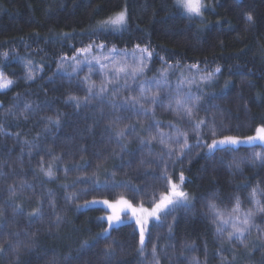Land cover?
Instances as JSON below:
<instances>
[{
  "label": "trees",
  "instance_id": "obj_1",
  "mask_svg": "<svg viewBox=\"0 0 264 264\" xmlns=\"http://www.w3.org/2000/svg\"><path fill=\"white\" fill-rule=\"evenodd\" d=\"M203 2V15L189 18L174 0H0V71L14 81L0 92V264H148L152 244L160 264H264V241L258 239L264 213L251 201L255 189L264 207V165L251 162L255 153L264 154V146L209 154L197 146L195 129L197 120H205L199 129L203 144L211 142L213 129L217 138L244 137L264 125V0ZM125 9L122 31H97ZM93 41L105 50L94 48L90 56L110 55L107 50L115 47L111 55L131 60L139 45L152 57L135 79L113 83L112 77L91 76L85 56H77V49ZM73 56L82 62L77 71ZM217 67L221 71L190 88L189 95L174 90L182 78L203 79ZM167 68L171 72L162 76ZM29 71L35 79L27 80ZM158 78L170 83L151 104L157 89L149 81ZM187 96L196 101L192 121L182 110L173 111ZM133 97L139 101L135 107ZM184 132L186 155L169 159V147L177 145L168 138ZM160 133L169 147L159 142ZM150 136L157 139L149 144ZM49 165L52 179L41 171ZM165 168L177 183L183 171L181 187L190 204L150 225L143 257L134 223L105 235L106 211L80 207L121 196L150 205L165 190ZM237 200L241 218L254 214L244 237L247 248L227 239L230 226L217 232L208 207L214 203L231 212ZM35 209L42 210L41 219L29 215Z\"/></svg>",
  "mask_w": 264,
  "mask_h": 264
},
{
  "label": "snow or ice",
  "instance_id": "obj_2",
  "mask_svg": "<svg viewBox=\"0 0 264 264\" xmlns=\"http://www.w3.org/2000/svg\"><path fill=\"white\" fill-rule=\"evenodd\" d=\"M175 6L178 9H181L184 14H186L189 18L192 17H200L203 15V10L205 9L206 5L204 4L203 0H174ZM247 20L249 22L253 21V17L251 15L247 16ZM127 23V11L122 10L119 13H117L114 17H110L108 20L101 22V24L98 26L97 31L98 32H105V31H117V30H123L126 27ZM94 48H98L100 51L105 50V45L103 43L99 45H95V42H90L86 47H82L80 49H77V56L84 55L87 67V70L89 73L93 71L92 62L95 61L96 64L100 65L101 70L108 68L109 65L102 62L101 58L99 56H91V59L88 57L93 52ZM110 55L104 56V60H110L111 63L114 65L112 68L113 72V79H120L123 78L125 81L128 79H135L137 75L145 69L147 66V63L151 60L152 57V51L149 50L147 46L141 48L139 45L136 46V49L133 50L131 54V63H124L120 64L117 62L116 55H111L112 53H117V50L115 47L112 49L107 50ZM137 51L139 54H137ZM7 53H5V56ZM77 56H73L71 59L73 61H76V64L73 66V70L77 71L79 70V65L82 63L77 59ZM125 57H127V52L125 50ZM62 59H67V57H63ZM193 67H198V65H193ZM221 69L217 67L215 69V73L208 72L206 73V76L203 79L211 80L215 77L216 73H219ZM27 80H33L35 79L32 71H29L27 73ZM87 79V77H86ZM109 83L111 81H108ZM13 84V81L8 79L5 74L0 71V90L7 89ZM181 84H183V81H181ZM160 85L158 84L156 86L157 91L153 92L152 98L150 103L155 104L157 103L156 97L159 94ZM150 88V86H149ZM146 90V85L141 84L140 85V92L143 96V93ZM106 91V89L102 86L101 92ZM115 92L116 89H113ZM89 93L91 94V90H89ZM70 100L76 101V106L79 107V98L78 97H69ZM85 101L88 100V96H85ZM147 100V98H144ZM133 104L132 106L135 107V104L139 101L136 100V98H132ZM177 107L173 109V111L179 113L181 110L186 114L189 121H192L194 119V108L196 101L193 100L191 96H187L183 101L177 100L176 102ZM185 105H190L188 107H185ZM115 106V105H114ZM30 107L29 105L25 106ZM140 108H144V104H140ZM55 123L59 124V119L55 121ZM205 124V120L199 119L195 123V129L197 131V146L206 148L207 152L209 154H214L216 151H236L239 149L241 145H261L264 146V125L259 126L255 129L254 135H248L244 137L235 136V135H223L219 138H217V133L213 129L211 132V136L213 137L211 139V142L208 143L207 141H204L203 144L200 143L199 138V129L200 126ZM19 135V134H17ZM119 136H124V130L120 129ZM160 139L159 142L161 144H164L166 147H169L165 140H164V134L160 133ZM180 137H183L181 140ZM156 136H150L147 140V143H151L153 140H156ZM169 140L172 141L173 144L177 145L176 148L169 147L168 156L169 159L172 158L173 154H175L177 160H179L180 157L185 156L186 152L185 150L189 148L188 144V133H177L175 137H169ZM145 141L141 139V144H144ZM257 161L261 163V165H264V154L262 153H255L253 160L251 161L253 164H255ZM143 163V161H141ZM175 162V161H174ZM183 163V161H180ZM236 167L239 168L240 164L237 163ZM43 171L44 175L47 176L49 179H52L54 177L52 166L49 165L48 168L41 169ZM163 183L165 185V190L161 191L159 193V196L154 194L153 198L151 200L150 207H145L143 202L139 203L138 205H133V203L126 199L125 197L121 196L119 199H117L115 202H110L108 199L103 200H92L91 202L86 201L85 205L88 206L89 204L95 205L97 203L107 206L108 209H111V214L108 215L106 218L101 217V219H106L108 223V228H112L114 225H118L121 222V216L127 215L128 213L131 214V216L135 219V224L139 229V248L137 249L138 253L141 257L144 256L146 251V232H147V225L150 220H155L159 222L162 217L161 213L164 214V218H167L169 215H171L173 212L176 211L177 208H188L190 204V196L187 192L182 190V185L185 182V176L183 171L180 172L178 183L173 182L171 176L167 173V168H165V173L163 176ZM9 193L11 195H15V189L9 188ZM257 197V191L254 189L251 193V201L257 205V211L260 213H264V207L260 206V201L256 199ZM210 212L212 213V223L216 225V230L218 233L223 234L224 228L222 226L228 225L230 226L231 230L227 232V239L228 240H237L245 248L248 247L246 243H244V237L245 234L250 231V228L253 225L252 216L254 215L251 211H249L247 214L244 215L243 218L239 215L240 213V202L237 200L235 207L232 208L231 212H224L220 210L216 204L211 203L208 205ZM16 209H13V214H16ZM2 210H0V215H2ZM30 216L36 217L37 219L42 218V210L41 209H35L30 214ZM57 222H59L60 217L57 216ZM107 229H105L104 234L107 235ZM18 235V233H16ZM258 239L264 241V233H262ZM19 247H13V251L19 252ZM0 251H3V249H0ZM151 252H152V258L151 261L148 262V264H160L157 247L155 244L151 245ZM114 254V249L111 245H109L105 249V257L111 258V256Z\"/></svg>",
  "mask_w": 264,
  "mask_h": 264
},
{
  "label": "rangeland",
  "instance_id": "obj_3",
  "mask_svg": "<svg viewBox=\"0 0 264 264\" xmlns=\"http://www.w3.org/2000/svg\"><path fill=\"white\" fill-rule=\"evenodd\" d=\"M106 56H107V54H106ZM103 57H104V55H101L100 56V58H101V60H102V62L103 63H105V64H108L109 65V67L108 68H105V69H103V70H101V68H100V65L99 64H97L96 66H95V61H93L92 62V67H93V71L91 72V73H89L91 76H93V73L94 74H96V75H98V76H106L108 79L109 78H113V72H112V68L114 67V65L111 63V61L110 60H104L103 59ZM89 59H91V56H89L88 57ZM116 59H117V62L118 63H120V64H124V63H131V60L129 59V60H126L125 58H117L116 57ZM85 64H86V61H85ZM169 72H171V70L170 69H166V70H163L162 72H161V75L163 76V75H166L167 73H169ZM142 73V72H141ZM141 73H139V74H141ZM184 73H187V72H184ZM138 74V75H139ZM6 76V75H5ZM7 78L8 79H10V80H12L11 78H9L8 76H7ZM120 79H123V78H120ZM118 80L119 79H113L112 80V82L113 83H117L118 82ZM124 80V79H123ZM13 81V80H12ZM181 81H183V84H181ZM204 81H206L205 79H202V78H195V77H189V76H186V77H184V78H182L181 80H179L177 83H174V85H175V87H176V89L174 88V90H177L180 94H181V96H186V95H189L190 94V88H192V87H194V86H197V84L198 83H202V82H204ZM149 82H151L152 84H154L155 86H157L158 84L161 86L160 87V89H164L165 91L167 90L165 87H164V85L166 86V85H168L170 82L168 81V79H166V78H158V80L157 81H155V79L154 80H151V81H149ZM156 82H158V83H156ZM13 84H14V81H13ZM13 84L9 87V88H7V89H3V90H0V92H3V91H6V90H8V89H10L12 86H13ZM157 89V88H156ZM182 92V93H181ZM0 106H1V102H0ZM183 117H185V116H183ZM254 135V134H253ZM246 145V144H245ZM259 145V144H258ZM247 146H249V145H247ZM206 151H207V149H206ZM94 200H97V201H99V200H103V199H94ZM92 200H90V201H88V202H91ZM110 202H115L116 200H109ZM134 205V204H133ZM138 205V204H137ZM144 206L145 207H150V205H147V204H144ZM80 207L81 208H83V209H85V208H88V207H101V208H103L105 211H106V213L103 215V217H107L108 215H110L111 214V209H108L107 208V206H105V205H102V204H99V203H97V204H95V205H91V204H89L88 206H86L85 205V203H83V204H81L80 205ZM164 214L163 213H161V217L163 216ZM106 222H107V220L106 219H104ZM130 222H132V223H134L135 224V219L131 216V214L130 213H128L127 215H123L122 214V216H121V222L118 224V225H120V224H123V223H130ZM154 222H157V221H155V220H150L149 221V223H148V225H147V232H146V240H145V244L147 243V239H148V234H149V227H150V225L152 224V223H154ZM108 224V223H107ZM118 225H114L113 227H116V226H118ZM135 226H136V224H135ZM112 227V228H113ZM112 228H108L107 227V234H109L110 232H111V230H112ZM136 228H137V230H138V233H139V229H138V227L136 226Z\"/></svg>",
  "mask_w": 264,
  "mask_h": 264
}]
</instances>
